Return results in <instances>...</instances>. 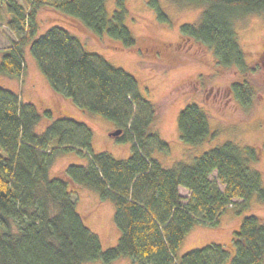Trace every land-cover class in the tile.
I'll return each mask as SVG.
<instances>
[{"label":"trees","instance_id":"trees-1","mask_svg":"<svg viewBox=\"0 0 264 264\" xmlns=\"http://www.w3.org/2000/svg\"><path fill=\"white\" fill-rule=\"evenodd\" d=\"M190 1L203 8L195 21L180 25L185 40L210 44L218 61L247 76L235 20L264 13V0ZM148 2L161 21L169 22L158 0ZM41 7L134 47L138 38L126 24L125 0H117L111 14L106 0H0V14L4 8L16 36L0 47V73L23 76L27 45L52 89L113 121L122 129L116 140L130 141L131 153L116 158L107 150L93 152L91 126L70 116L54 118L50 109H44L49 123L37 131L41 112L36 104L0 85V264H83L96 259L109 264L123 256L143 264H264V216L257 213L246 214L234 231L232 254L218 241L178 253L196 223L217 224L229 205L246 208L256 194L264 201L262 173L250 165L258 159L257 149L226 140L191 161L180 158L166 166L153 155L157 149L169 150L168 141L152 130L157 106L144 96L137 77L103 54L86 50L65 26L53 24L38 34ZM246 76L231 87L248 105L253 91ZM177 125L188 143L216 134L195 102L180 109ZM70 151L86 156V162L70 163L60 175L50 176L57 156ZM72 184L114 202L120 236L113 246L103 249L98 234L84 223Z\"/></svg>","mask_w":264,"mask_h":264},{"label":"rangeland","instance_id":"rangeland-1","mask_svg":"<svg viewBox=\"0 0 264 264\" xmlns=\"http://www.w3.org/2000/svg\"><path fill=\"white\" fill-rule=\"evenodd\" d=\"M148 1L125 0L129 10L126 24L138 38L134 47H126L120 40L105 33L99 35L77 20L47 9L49 7L39 9L38 34L53 24L65 26L78 36L86 50L103 54L113 64L125 68L137 77L144 96L157 106L158 114L152 130L168 141L169 150L162 152L157 149L153 155L166 166L180 158L191 161L205 150L232 140L243 147L251 145L257 149L258 159L250 165L261 171L264 185V100L259 101L258 98L257 103L254 99L251 104H243L230 91V86L235 81L244 80L246 75L237 71L234 66L227 67L218 61L210 44L196 39L185 40L181 34L180 25L195 21L203 7L190 0H158L162 10L170 17L169 22H165L158 18ZM116 7L117 0H106V8L110 14ZM7 17L2 8L0 47L10 45L16 39L7 25ZM235 27L248 61L254 46L264 39V13L239 16L235 20ZM24 58L26 68L23 76L0 73V85L20 92L24 100L36 104L41 112V119L36 124L37 131H43L49 123L50 117L44 113V109H50L54 118L70 116L87 122L93 130V152L107 150L116 158L130 155L131 142H118L115 138L118 134H111L118 128L113 121L81 109L69 97L54 91L27 45L24 47ZM191 102L198 103L207 113L210 130L216 132L213 137L196 144L182 140L177 125L180 109ZM86 160V156L75 151L60 153L50 168V176L60 175L70 163H85ZM71 187L84 223L98 234L103 249L113 246L120 236L114 220V202L102 199L98 192L85 186L72 184ZM182 193L187 194V189L182 188ZM249 213L264 216V201L257 194L246 208L239 209L235 204L229 205L220 214L217 224L196 223L187 233L178 253L218 241L225 244L232 254L233 233L238 229L242 218ZM83 264L105 263L96 259ZM109 264L143 263L123 256Z\"/></svg>","mask_w":264,"mask_h":264},{"label":"flooded vegetation","instance_id":"flooded-vegetation-1","mask_svg":"<svg viewBox=\"0 0 264 264\" xmlns=\"http://www.w3.org/2000/svg\"><path fill=\"white\" fill-rule=\"evenodd\" d=\"M247 62L249 67L247 80L253 91L252 102L255 99L257 103L258 98H260L259 101L264 100V39L259 45L254 46V49L251 51L250 59ZM230 91L232 93L234 92L231 86ZM260 150L262 151V148H260Z\"/></svg>","mask_w":264,"mask_h":264},{"label":"water","instance_id":"water-1","mask_svg":"<svg viewBox=\"0 0 264 264\" xmlns=\"http://www.w3.org/2000/svg\"><path fill=\"white\" fill-rule=\"evenodd\" d=\"M121 130V128H116L114 131L111 132V134H119Z\"/></svg>","mask_w":264,"mask_h":264},{"label":"crops","instance_id":"crops-1","mask_svg":"<svg viewBox=\"0 0 264 264\" xmlns=\"http://www.w3.org/2000/svg\"><path fill=\"white\" fill-rule=\"evenodd\" d=\"M182 188L186 190V188H185V187H183V186H180V187H179V190H180V192H181V193H182ZM187 192H188V190H187ZM182 194H184V195H187L188 193H187V194H186V193H182Z\"/></svg>","mask_w":264,"mask_h":264}]
</instances>
